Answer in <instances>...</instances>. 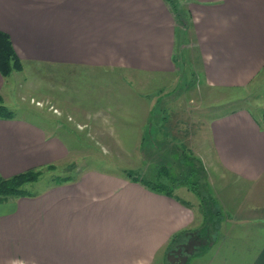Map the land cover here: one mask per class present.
<instances>
[{
    "label": "crops",
    "instance_id": "1",
    "mask_svg": "<svg viewBox=\"0 0 264 264\" xmlns=\"http://www.w3.org/2000/svg\"><path fill=\"white\" fill-rule=\"evenodd\" d=\"M173 1L184 26L167 0H0V31L23 64L171 76L185 63L204 87L224 91L246 89L262 75L264 0ZM109 109L118 119L113 133L125 132L120 144L133 125L141 148L152 111L134 123L128 111ZM84 112L91 123L77 125L106 135V122L94 121L100 114ZM202 132L222 222L216 254L184 264H264V110L259 118L236 110ZM69 157L68 145L42 126L0 119L1 179ZM181 190L174 191L178 201L125 174L83 169L64 184L0 204V264H162L172 236L202 223L196 197L189 203Z\"/></svg>",
    "mask_w": 264,
    "mask_h": 264
},
{
    "label": "rangeland",
    "instance_id": "2",
    "mask_svg": "<svg viewBox=\"0 0 264 264\" xmlns=\"http://www.w3.org/2000/svg\"><path fill=\"white\" fill-rule=\"evenodd\" d=\"M180 16L181 21L185 20L183 13ZM177 44V49L181 48V44ZM23 65L21 72L11 74L0 84L4 105L16 117L52 132L70 149L66 162L54 166L52 170L42 169L39 180L26 186L31 194H39L52 186L56 178L74 179L83 169L126 176L131 174L144 181L168 185L169 175L179 179L187 175L188 161L181 154L185 152L187 159L191 157L198 161L192 160V163L198 166V170L200 166L204 174L201 183L215 198L216 188L213 189L214 184H210L203 165L205 155H208V149H203V144L208 143V137L202 129L210 120L239 109L247 110L256 118L264 110V72L246 89L224 91L204 87L199 77L192 76L185 63L178 64L177 73L171 76H136L36 63ZM136 78L148 80L150 85L140 87ZM109 108L120 109L122 113L128 111L134 123L142 120L143 113L152 111L151 126L147 127L148 136L141 148H135L137 135L133 125L126 128L128 141L120 144V134L125 132L119 130L120 133H113L118 127V119L116 121ZM85 110L100 114L101 118L94 121L106 122V135L92 133L89 125H77L81 121L91 123L92 119L85 117ZM80 112L83 114L80 115ZM164 116L167 117L165 125L155 123H162ZM162 167L166 168L168 176L162 174ZM181 188L184 190L178 191L177 195L192 203L195 197L185 187ZM219 228L212 233L211 240L217 241ZM203 244L204 239L193 236L183 247L176 246L174 254L171 252L169 257L164 256L162 264H184L185 256ZM212 245L206 253H202V259L208 260L216 254L218 248L211 249Z\"/></svg>",
    "mask_w": 264,
    "mask_h": 264
},
{
    "label": "trees",
    "instance_id": "3",
    "mask_svg": "<svg viewBox=\"0 0 264 264\" xmlns=\"http://www.w3.org/2000/svg\"><path fill=\"white\" fill-rule=\"evenodd\" d=\"M167 2L170 6L171 12L176 18V21L178 23L181 22V24L184 26V22L180 19L182 11L181 9H179L180 7L178 6L177 2L173 0H167ZM22 70L23 63L14 52L10 38L5 33L0 31V76L2 77V79H7L11 76V74L15 72H21ZM14 117V113L4 105L3 99L0 95V119L10 120ZM166 122L167 117L164 116L162 118L161 124L165 125ZM148 130L150 131V129ZM147 136L148 133H146L144 136V142L146 141ZM181 154H183V159L188 161L189 168L187 171V175L182 179H179V177L174 175L168 176L166 168L164 167H162L161 170L162 174L168 176L169 178L168 185L154 183L151 181H144L139 177L133 176L131 174H127V178L133 183H140L144 188L151 192L165 195L170 198H175L178 201L180 200L174 196V191L176 188L180 187H185L196 197L199 203V213L202 216V226L197 230L185 229L174 234L164 251V254L167 258L168 254H170L171 252L173 254L176 246L183 247L184 243L188 242L189 238H193L194 236L197 239H204L205 244L200 245L198 248H195L192 254L185 256V262H188L192 258H197L204 255L202 253H206L210 245L213 244L214 241L211 240L212 233L217 231L220 227L222 221V213L214 196L211 195L209 190H207V187L205 185H202L201 183V181L203 180L201 178H204V174L201 173L200 166L198 170V166H195L192 163V160L197 163L198 161H195L191 157H188L187 159L185 152ZM45 168L52 170L54 169V166L50 165ZM42 169L29 170L7 179L0 178V204L15 198L33 197L34 195L27 191L26 186L39 180L40 176L42 175ZM71 180L73 179H71L70 177L56 178L54 180V185H61ZM182 203L188 205L187 203Z\"/></svg>",
    "mask_w": 264,
    "mask_h": 264
},
{
    "label": "built area",
    "instance_id": "4",
    "mask_svg": "<svg viewBox=\"0 0 264 264\" xmlns=\"http://www.w3.org/2000/svg\"><path fill=\"white\" fill-rule=\"evenodd\" d=\"M54 111H55V110H54ZM55 113L58 114L57 111H55ZM58 115H59V114H58Z\"/></svg>",
    "mask_w": 264,
    "mask_h": 264
}]
</instances>
